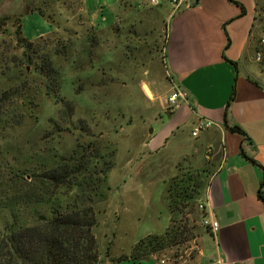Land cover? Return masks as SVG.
<instances>
[{
	"label": "rangeland",
	"instance_id": "rangeland-1",
	"mask_svg": "<svg viewBox=\"0 0 264 264\" xmlns=\"http://www.w3.org/2000/svg\"><path fill=\"white\" fill-rule=\"evenodd\" d=\"M111 1L108 0L109 4ZM145 1L129 0L131 11L136 15L151 11ZM257 2L262 14V22L258 24L262 26L264 0ZM47 6L45 14L36 12L57 32L47 36L48 39L46 36L36 39V35H31L36 34V21L26 10H19L16 14L41 56L48 54L54 63L59 76L56 78L61 83L58 98L47 94L48 82L40 70L43 63L37 61L39 56L32 50V59H27L28 50L25 51L26 48L14 38L15 27L10 24L0 35L4 48L10 46L5 50L9 59L15 57V63L0 69V95L7 92L0 103V201L19 204L1 209L0 225L16 223L21 227L26 225L25 222L34 224L38 217L51 216L52 202L43 201L30 207L22 204L33 183L25 174L29 176L28 169L34 170L33 166L52 168L61 156H69L77 145H88L90 150L98 148L103 155L101 160L93 161L98 162L97 169L104 165L107 168L106 180L94 202L98 220L94 233L100 264H158L155 258L144 262L118 260L126 256L130 258L140 240L166 232L170 225L166 191L171 180L185 173L197 177L202 170H207L210 178L215 162L213 155L207 158L209 145L202 140L206 132H201L200 139L193 137L192 130L197 121L187 113L178 114L185 103L181 102L174 110L165 111L160 107L163 98L171 92L165 75L163 51L165 35L162 28L165 22L162 18L165 19L166 15L160 7L152 6L161 14L157 18L160 24L152 23L145 29L155 28L154 35H161L162 44L158 51L141 56L134 46L143 37L132 42L129 52L123 46L126 35L117 38V3L108 11L115 23L105 25L97 36H92L87 13L81 10L79 0L52 2V5L49 2L43 7ZM262 32L264 34V27ZM153 37L148 34L147 42ZM60 41L67 48L64 54L56 55L55 50H62ZM147 70L153 73L150 77L156 73L160 79L157 80L160 83L158 88L152 89L153 100L147 98L140 85L147 77ZM248 72L264 85V56L261 62L254 60ZM63 98L74 104L71 119L62 117L65 110ZM167 111L173 115L168 116ZM210 143L213 147V141ZM202 147L205 149L203 153L196 152ZM208 181H203L197 204L204 198ZM32 209L37 212L33 213ZM197 211L201 213L198 208ZM201 216L194 223L199 236L186 250L179 252L183 256L167 257L161 264L207 262V251L200 259L204 250ZM108 250L111 258L106 256Z\"/></svg>",
	"mask_w": 264,
	"mask_h": 264
},
{
	"label": "crops",
	"instance_id": "crops-1",
	"mask_svg": "<svg viewBox=\"0 0 264 264\" xmlns=\"http://www.w3.org/2000/svg\"><path fill=\"white\" fill-rule=\"evenodd\" d=\"M66 1L0 0V16L26 10L36 21V34L31 35L40 39L55 29L36 11L43 15L48 9L43 7L46 3ZM79 3L87 13L92 36L102 32L105 25L115 23L108 11L117 3V38L126 35L123 46L129 52L132 42L143 37L134 46L141 56L158 51L162 44L161 35H154L155 28L145 29L149 24H160L157 18L161 14L154 8L160 7L166 15L162 18L166 79L171 92L176 85L188 95L178 114L187 113L194 121L206 119L215 123L202 138L209 147L213 141L215 159L203 197L209 201L208 211L218 223V231L213 234L202 229L204 250L200 259L207 253L208 260L199 262L264 264V85L248 72L256 60L259 38L264 35V25L258 24L262 14L257 0H184L178 10L168 0L154 8L146 0L151 11L138 15L131 11L129 0ZM21 32L29 40L24 23ZM148 34L154 36L150 42L146 39ZM146 74L140 85L147 98L153 100L152 89L158 88L160 79L156 73L150 77L151 70ZM167 97L160 105L165 111ZM236 127L242 132L232 131ZM203 150L202 147L196 152Z\"/></svg>",
	"mask_w": 264,
	"mask_h": 264
},
{
	"label": "trees",
	"instance_id": "trees-1",
	"mask_svg": "<svg viewBox=\"0 0 264 264\" xmlns=\"http://www.w3.org/2000/svg\"><path fill=\"white\" fill-rule=\"evenodd\" d=\"M10 24L15 27L14 38L17 43L26 48L25 51L32 50L33 54H38L37 61L43 63V67L40 68L41 73L48 82L47 94L58 98L61 83L60 79L56 78L59 77L58 72L50 56L48 54L41 56L34 41L23 37L20 16H0V35ZM55 34L56 31L52 33ZM48 38L46 36L45 39ZM3 44L4 41L0 40V69L9 63H15L13 59L15 57L9 59V53L5 51L10 46L4 48ZM60 44L62 50H55L56 55L64 54L66 51L67 45L62 41ZM28 51H26L27 59L31 60L32 53L29 54ZM6 94L7 92L0 95V103L6 98ZM62 100L65 104L62 117L71 119L74 114V104L66 98ZM236 130L242 132L238 127L232 129V131ZM89 147L77 145L69 156H61L56 166L52 168L39 169L33 166L34 170L28 169L30 175L25 174V176L27 175L29 179L27 180L33 183L28 187L24 201L20 202L26 207L43 201L52 202L54 205L52 214L38 217L31 225L27 222L21 227H17L16 223L5 224L4 227L0 225V264H100L101 256L94 233L98 224L94 202L101 185L106 180L107 168L104 165L97 169L98 162L93 163V161L101 160L103 155L98 148L90 150ZM206 173L207 170H202L197 177L185 173L171 180L166 191L170 213V225L166 232L140 240L134 246L130 258L122 257L118 262L155 258L158 264H161L162 261L167 260V257L174 259L183 256L179 252L186 250L188 245L199 236V229L194 223L202 215L197 211V200L200 197L203 181L209 177ZM18 205L15 201H0V211ZM32 211L37 212L33 209ZM106 256L111 258L109 250Z\"/></svg>",
	"mask_w": 264,
	"mask_h": 264
},
{
	"label": "built area",
	"instance_id": "built-area-1",
	"mask_svg": "<svg viewBox=\"0 0 264 264\" xmlns=\"http://www.w3.org/2000/svg\"><path fill=\"white\" fill-rule=\"evenodd\" d=\"M168 2L174 7L175 10H178L183 4L184 0H168ZM161 3V0H150L149 4L151 6H158ZM264 56V35L259 38V47L256 52L257 62H261ZM188 95L185 91L181 90L178 86L174 85V91L171 92L167 97V109L174 110L178 109L181 102H187ZM214 122L206 119H199L196 122L192 130V136L197 137L202 131L208 130L214 126ZM207 158H210L213 155V149L208 147L206 150ZM209 201L203 198L197 204L198 210L202 213L201 225L209 230L211 233L216 234L218 231V223L214 220L211 213L208 211ZM165 261H162L164 263ZM195 264H203L197 262Z\"/></svg>",
	"mask_w": 264,
	"mask_h": 264
},
{
	"label": "water",
	"instance_id": "water-1",
	"mask_svg": "<svg viewBox=\"0 0 264 264\" xmlns=\"http://www.w3.org/2000/svg\"><path fill=\"white\" fill-rule=\"evenodd\" d=\"M167 115L168 116H171V111H167Z\"/></svg>",
	"mask_w": 264,
	"mask_h": 264
}]
</instances>
